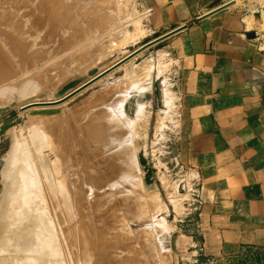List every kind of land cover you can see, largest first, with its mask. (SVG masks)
Instances as JSON below:
<instances>
[{"label": "rangeland", "instance_id": "obj_1", "mask_svg": "<svg viewBox=\"0 0 264 264\" xmlns=\"http://www.w3.org/2000/svg\"><path fill=\"white\" fill-rule=\"evenodd\" d=\"M2 1L21 27L0 35L20 39L16 44L22 47L0 44V129L7 126L0 135V205L17 203L12 197L21 175L28 182L34 179L32 189L40 191L39 177H34L37 168L24 154L33 157L31 150L37 148L42 168L54 173L57 180L52 179L61 180L67 186L59 185L69 192L60 187L61 196L55 192V211L47 198L44 206L49 207L42 206L58 244L52 257L60 262L264 264V247L243 246L230 254H211L203 248L195 175L179 159L177 67L166 42L102 75L87 95L59 105L54 115L31 117L18 109L31 95L35 94L29 99H37V94L51 99L68 80L90 78V69L103 71L160 35L152 32L142 0H53L52 10L42 0ZM245 2H253L246 8L247 28H260L256 22L264 14V0ZM253 12L259 14L257 18L250 16ZM22 114L27 118L20 124L16 120ZM33 130L41 134L40 148L34 147ZM63 239L73 242H66L67 246ZM79 240L84 242L83 253ZM36 257L43 260L40 254ZM11 262L18 264L16 259Z\"/></svg>", "mask_w": 264, "mask_h": 264}, {"label": "crops", "instance_id": "obj_2", "mask_svg": "<svg viewBox=\"0 0 264 264\" xmlns=\"http://www.w3.org/2000/svg\"><path fill=\"white\" fill-rule=\"evenodd\" d=\"M227 1L142 0L153 33L186 25L162 42L177 67L179 159L194 172L211 254L264 247V32L247 28L245 0L196 20Z\"/></svg>", "mask_w": 264, "mask_h": 264}, {"label": "bare ground", "instance_id": "obj_3", "mask_svg": "<svg viewBox=\"0 0 264 264\" xmlns=\"http://www.w3.org/2000/svg\"><path fill=\"white\" fill-rule=\"evenodd\" d=\"M6 1V0H5ZM14 1V0H13ZM11 1V3L13 2ZM39 1V0H37ZM239 1H242V0H239ZM25 2H28V1H25ZM53 0H42V3L44 4L45 7L51 8V10L53 9V6L56 4L54 3L53 5ZM3 1L0 0V34H2V32H6V31H20V27H21V23L20 21L18 20H13L12 15L10 16V12H9V9H4L6 7H2ZM10 3V5H11ZM19 3V2H18ZM17 3V4H18ZM236 4L235 0H233V4ZM7 3H5L6 5ZM26 4V3H25ZM39 4V3H38ZM16 5V4H15ZM42 5V4H41ZM9 6V4H8ZM13 6V4H12ZM37 6V5H36ZM61 6V5H59ZM234 6V5H233ZM38 7V6H37ZM55 7V6H54ZM12 8V7H11ZM16 8V7H15ZM23 8V7H21ZM27 9V8H26ZM8 10V11H7ZM12 9H10L11 11ZM47 10V9H46ZM55 10V9H54ZM16 11V10H15ZM48 11V10H47ZM24 12V11H23ZM63 12V11H61ZM12 14V12H11ZM15 15V14H14ZM41 21V20H40ZM259 26V25H258ZM259 29H262L264 31V14L263 16L261 17L260 19V28ZM20 33V32H19ZM11 34V33H9ZM7 36V35H6ZM6 36H2L0 35V44L1 45H4L6 44H11L13 45L12 47L14 48V45H17L20 41L17 40L15 41L16 37H13L12 38H8ZM4 37V38H3ZM22 39V38H21ZM17 42V44H16ZM22 45V44H21ZM18 46V45H17ZM19 47V46H18ZM22 47V46H20ZM19 47V48H20ZM17 48V47H16ZM139 48V47H138ZM21 49V48H20ZM20 49H18L19 53L20 52ZM137 49V48H136ZM13 51V50H12ZM134 51V50H133ZM126 52V51H125ZM128 52V51H127ZM131 53V52H130ZM129 54V53H128ZM21 55V54H20ZM126 56V55H125ZM135 56V55H134ZM114 60V59H113ZM117 62V61H116ZM116 62H114L113 64H115ZM137 63V61H135ZM112 64V65H113ZM110 65V66H112ZM108 66V65H107ZM110 66H108V68H110ZM108 68L104 69L103 71H100V72H97L95 69V73H93L92 75L88 76L90 78H86L85 76H81L83 77L84 79L80 82H78L77 84H75L73 87H70L69 89H67L61 96H55V93L57 92V90H59L63 85H61V87L59 89H57L56 91H54V94L52 93L53 97L51 99H44L43 98V94H37V99H29L31 96L33 97V95H31L28 99L26 98L22 103H20L18 105V109L19 111H22L21 113H27L28 116H31V117H40V116H50V115H54L55 113L58 112V107L59 105H62L63 103H66L68 100L72 99L74 100L75 97L80 96L82 97L83 93L86 92V90L88 89H91L95 84L94 82L97 81L101 75L99 76V74L101 72H104L105 70H107ZM126 68V67H125ZM131 68V67H130ZM129 68V69H130ZM135 68V67H134ZM131 71V70H130ZM135 71V70H134ZM133 73V72H132ZM127 74V73H126ZM79 78V77H78ZM105 78V77H104ZM76 79V78H74ZM70 80H73V79H70ZM68 80V81H70ZM67 81V82H68ZM94 84V85H93ZM41 92V91H40ZM89 93V92H88ZM26 95V94H25ZM49 96V95H48ZM24 98V96H23ZM48 98V97H47ZM21 98H19L20 100ZM18 102V100H17ZM70 102V101H69ZM17 105V104H16ZM66 105V104H65ZM68 105V104H67ZM9 106V105H8ZM11 106V105H10ZM1 107V106H0ZM10 109V108H9ZM48 109H55V113H50V114H42V111L44 112L45 110H48ZM3 110V109H2ZM0 112H1V109H0ZM27 118L26 117V114H22L21 116V122ZM21 124V123H20ZM24 123H22L23 125ZM5 130V129H4ZM3 130V131H4ZM2 131V133H3ZM6 131H4V134H5ZM1 133V134H2ZM9 133V132H8ZM31 139H34L33 140V144H34V147H38L40 148L41 147V139L38 138V135H41L38 131H32L31 132ZM4 136V135H2ZM27 144V143H26ZM18 145V144H17ZM36 145V146H35ZM37 149V148H36ZM35 148L32 149V154H34L33 157L30 156V152L27 153L25 152V156L29 158L30 162L37 168V169H34V177L37 179L38 178V183H39V180H40V183H39V186L41 187L40 191L35 192L33 191V183L35 182V180L33 179L32 182H28L25 178V175H21L20 178L18 179L19 182H21V184H14L15 188L14 190L16 191H13V192H16L14 194V196L12 197V201H14L15 197H17L18 201H16L17 203L15 204H10V206H7L6 204L5 205H0V264H12L13 262L11 261H14L15 263V259L17 260L18 264H65L63 261L60 262L58 259L52 257V253L51 250L53 249H57L58 248V244L56 245L53 241V234L55 233V230L53 228H51V221L48 223H46V219L44 218L43 216V212H42V206L43 208L45 207L44 204H45V200L44 198L49 201L50 203V206L52 205L53 206V209L56 207L55 204H57L55 201H58L56 199V197H60L61 196V191L59 192L58 189L59 187L61 189L59 190H64L65 188L62 187L63 185L67 186L66 184H63L62 181L60 183L59 182H55V180H57L55 177L56 175L54 176V173H52L53 175H50V173H48V171L45 169H43L42 165H43V161L41 162L37 155L40 156L38 154V150H36ZM41 149H39V153L41 152L40 151ZM23 154V153H22ZM32 159H31V158ZM24 158V157H23ZM38 160H37V159ZM34 162H33V161ZM40 161L38 162V164L36 163V161ZM24 163V162H23ZM40 163V164H39ZM57 166V165H55ZM24 168L26 166H23ZM57 170L58 168L55 167ZM5 171V170H4ZM3 171V172H4ZM56 170H54L55 172ZM61 171V170H60ZM64 172V171H63ZM56 174L58 172H55ZM59 174V173H58ZM60 175V174H59ZM68 175V174H67ZM28 176H30L31 178L33 177V175H31L30 173H28ZM58 176V175H57ZM55 178L52 179V178ZM60 177V176H59ZM87 178V177H86ZM21 179V180H20ZM59 179V178H58ZM1 180V179H0ZM63 180V179H62ZM116 180V179H115ZM34 181V182H33ZM89 181V179H88ZM68 182V180H67ZM66 182V183H67ZM118 182V181H116ZM7 184V182H4ZM113 183V182H112ZM3 184V183H2ZM62 186H60V185ZM90 184V183H89ZM100 184V183H98ZM110 184V183H109ZM21 185V186H19ZM68 185H70L68 183ZM101 185V184H100ZM74 186V185H73ZM83 187V186H82ZM102 187V186H101ZM37 188V187H35ZM39 189V188H38ZM95 189V188H94ZM48 190H50L49 194L47 193ZM62 190V191H63ZM67 190V189H65ZM64 190V191H65ZM23 191V194L22 196L19 197V193ZM68 191H72V189H68ZM55 192L58 193V196H55ZM66 192V191H65ZM38 193V194H37ZM50 193H54L53 196L50 195ZM63 193V192H62ZM66 193H69V192H66ZM9 194V193H8ZM48 197H47V196ZM63 195H65V193H63ZM62 195V198H64ZM67 195V194H66ZM65 195V196H66ZM41 196V197H40ZM68 196V195H67ZM70 196V195H69ZM68 196V197H69ZM9 197V195H8ZM71 197V196H70ZM95 197V196H94ZM100 197V196H99ZM92 198V197H91ZM40 199H42L41 201H39ZM59 199V198H58ZM62 200V199H61ZM66 200V199H65ZM68 200V198H67ZM66 200V201H67ZM64 201V199L62 200ZM69 201V200H68ZM1 202V201H0ZM15 202V201H14ZM70 202H71V198H70ZM59 203V202H58ZM64 203V202H63ZM77 203V201H76ZM71 204H73L71 202ZM77 205V204H76ZM12 206L14 207L13 210H16V211H13L12 213H10V209L12 208ZM49 207V204L47 205ZM10 207V208H9ZM48 207H45V208H48ZM78 207V206H77ZM52 208V207H51ZM50 208V210H51ZM88 208V207H87ZM9 209V210H8ZM52 209V210H53ZM48 210V209H47ZM46 210V211H47ZM51 210V211H52ZM55 211V209H54ZM53 211V212H54ZM78 211V210H77ZM9 212V214H7ZM49 212V211H48ZM56 213V212H55ZM80 213V212H79ZM78 213V215H79ZM11 214V215H10ZM14 214V216H13ZM47 214V213H46ZM52 214V213H51ZM50 214V215H51ZM49 215V216H50ZM60 215V214H59ZM65 215V214H64ZM48 216V215H47ZM53 216V214H52ZM75 216V215H74ZM63 217V216H62ZM65 217V216H64ZM48 218V217H47ZM54 219V218H53ZM65 219V218H64ZM84 219V218H83ZM60 221V220H59ZM72 221V220H71ZM14 222L16 225L13 226V223ZM74 222V221H73ZM67 224V223H66ZM58 226V225H57ZM84 226V225H83ZM70 227V226H69ZM60 228V227H58ZM53 229L54 230V233L51 234L50 233V230ZM66 229V228H65ZM85 229V228H84ZM67 230V229H66ZM86 230V229H85ZM61 231V230H60ZM64 231V230H63ZM68 231V230H67ZM53 232V231H52ZM58 232V231H57ZM66 233V231H64ZM63 232V233H64ZM69 232V231H68ZM87 232V231H86ZM71 233V232H70ZM55 235V234H54ZM59 235V234H58ZM63 236H65L64 234H62ZM60 236L61 238L63 236ZM68 236V234H66ZM66 236V237H67ZM70 236V234H69ZM55 237V236H54ZM65 238V237H64ZM72 238V237H71ZM82 238V237H81ZM80 238V240H81ZM66 242V239H63ZM67 240H68V237H67ZM70 240V239H69ZM79 240V241H80ZM72 241V239L70 240ZM69 241V242H70ZM83 241V239H82ZM56 242V241H55ZM68 242V243H69ZM73 242V241H72ZM70 242V243H72ZM76 242V241H75ZM66 243V244H68ZM81 243V241H80ZM82 246H81V252L80 253H83L85 252V247H84V242L81 243ZM73 245V244H72ZM71 245V246H72ZM80 245V244H79ZM57 246V247H56ZM67 246H70L69 244ZM74 246V245H73ZM73 248V247H72ZM80 248V247H79ZM12 249L14 250V252L12 251ZM68 250V249H67ZM66 250V251H67ZM76 250V249H75ZM65 251V252H66ZM69 251V250H68ZM71 251V250H70ZM77 251V250H76ZM89 251V250H88ZM68 253V252H67ZM88 253V252H87ZM7 254V255H5ZM11 254L14 256H11ZM36 254H40L42 255L43 257V260L42 261H39V258L40 257H36ZM71 254V252L69 253ZM82 255V254H80ZM9 256V258L7 257ZM46 256H50L52 257V259H48V257ZM71 256V255H70ZM49 257V258H50ZM78 257V256H77ZM104 257V256H103ZM15 258V259H14ZM59 258V257H58ZM61 258V256H60ZM69 258V257H68ZM74 258V257H72ZM116 258V257H115ZM119 258V257H118ZM70 259V258H69ZM104 260V259H103ZM102 260V262H103ZM77 261V260H76ZM101 261V260H100ZM66 262V261H65ZM101 262V263H102ZM119 262V261H118ZM70 263V262H69ZM77 263V262H76ZM68 264V262H67ZM103 264V263H102ZM123 264V263H122Z\"/></svg>", "mask_w": 264, "mask_h": 264}, {"label": "water", "instance_id": "obj_4", "mask_svg": "<svg viewBox=\"0 0 264 264\" xmlns=\"http://www.w3.org/2000/svg\"><path fill=\"white\" fill-rule=\"evenodd\" d=\"M231 4H233V0H230V1H227L211 10H209L208 12L204 13V14H201L199 16L196 17V20L197 21H200L216 12H219L223 9H225L226 7L230 6ZM186 27L185 24H181L179 26H176L160 35H157L155 36L154 38L150 39L149 41L143 43L142 45L139 46V48L135 49L134 51H132L131 53L127 54L126 56H124L123 58H121L120 60H118L115 64H113L112 66H110V68H108L107 70H105L104 72H101L99 74V76L101 75H104L106 74L107 72L111 71L112 69L118 67L119 65L123 64L124 62L128 61L129 59H131L134 55L140 53L141 51H144L152 46H155L157 45L158 43H160L161 41L167 39L168 37H170L171 35L183 30L184 28ZM246 37L249 38V39H252L255 37V34L253 31H249L247 32L246 34ZM93 73H95V70L94 69H90L88 72H87V75L90 76L92 75ZM84 78L83 77H79V78H76V79H73V80H70L68 82H66L59 90H57V92L55 93V96H61L67 89H69L70 87H73L75 84H77L78 82L82 81ZM82 95H87L85 93H83ZM81 97V96H80ZM84 96H82L83 98ZM79 99V96H77L76 98H74L73 102H77ZM50 114V113H55V109H48V110H45L44 112L42 111V114ZM16 122L20 123L21 122V119H17ZM7 126H3L1 129H0V135L2 133V131L4 129H6Z\"/></svg>", "mask_w": 264, "mask_h": 264}]
</instances>
